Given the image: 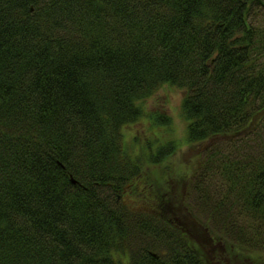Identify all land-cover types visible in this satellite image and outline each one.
<instances>
[{
  "label": "trees",
  "instance_id": "obj_1",
  "mask_svg": "<svg viewBox=\"0 0 264 264\" xmlns=\"http://www.w3.org/2000/svg\"><path fill=\"white\" fill-rule=\"evenodd\" d=\"M162 85L210 144L145 211L123 130ZM218 261L264 264V0H0V264Z\"/></svg>",
  "mask_w": 264,
  "mask_h": 264
},
{
  "label": "rangeland",
  "instance_id": "obj_2",
  "mask_svg": "<svg viewBox=\"0 0 264 264\" xmlns=\"http://www.w3.org/2000/svg\"><path fill=\"white\" fill-rule=\"evenodd\" d=\"M184 95L181 88L162 85L150 97L139 102L141 116L124 127L127 149L132 154L141 155L143 169L137 182L138 198L131 190L125 192L124 198L134 205L139 203V209L148 211L149 205L161 198L171 200L175 195L178 199L184 194L188 196L189 178L198 166L201 152L210 144L187 142V121L182 112ZM154 161H158L157 164ZM179 205V210H188L185 203ZM194 217L189 214L183 218L186 228L198 230L199 222ZM252 257L260 256L253 254ZM241 258L248 262L246 257ZM215 263L221 264L219 261Z\"/></svg>",
  "mask_w": 264,
  "mask_h": 264
}]
</instances>
